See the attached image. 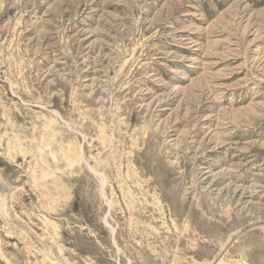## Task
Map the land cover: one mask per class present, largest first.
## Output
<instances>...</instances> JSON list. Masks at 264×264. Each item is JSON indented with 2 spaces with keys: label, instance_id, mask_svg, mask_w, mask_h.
<instances>
[{
  "label": "rangeland",
  "instance_id": "374dc122",
  "mask_svg": "<svg viewBox=\"0 0 264 264\" xmlns=\"http://www.w3.org/2000/svg\"><path fill=\"white\" fill-rule=\"evenodd\" d=\"M0 264H264V0H0Z\"/></svg>",
  "mask_w": 264,
  "mask_h": 264
}]
</instances>
